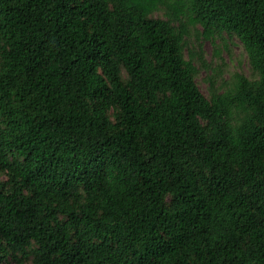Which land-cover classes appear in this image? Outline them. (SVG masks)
Returning <instances> with one entry per match:
<instances>
[{
  "label": "trees",
  "instance_id": "16d2710c",
  "mask_svg": "<svg viewBox=\"0 0 264 264\" xmlns=\"http://www.w3.org/2000/svg\"><path fill=\"white\" fill-rule=\"evenodd\" d=\"M0 172V262L264 264V0H0Z\"/></svg>",
  "mask_w": 264,
  "mask_h": 264
},
{
  "label": "rangeland",
  "instance_id": "374dc122",
  "mask_svg": "<svg viewBox=\"0 0 264 264\" xmlns=\"http://www.w3.org/2000/svg\"><path fill=\"white\" fill-rule=\"evenodd\" d=\"M155 15H161V12L158 11ZM206 25L198 21L191 26L189 43L185 49L186 57H189L192 51L196 54L202 53L207 62L200 68L196 76V81L202 92L206 96L210 95V85L213 80L225 87L226 83L231 82L237 74L246 75L251 79L258 78L259 73L253 68L249 53L239 36L224 32L222 35L214 33L211 37H206L203 35ZM196 54L194 60L200 67V61L197 60ZM122 74L126 78L127 74L124 68ZM210 76L212 81L209 79ZM6 179V174L0 172V182ZM34 259L35 254L30 249L27 254H20L18 258L3 259L0 264H35Z\"/></svg>",
  "mask_w": 264,
  "mask_h": 264
}]
</instances>
